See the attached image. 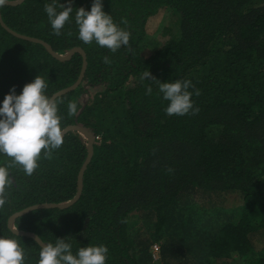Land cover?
Instances as JSON below:
<instances>
[{"label": "trees", "instance_id": "obj_1", "mask_svg": "<svg viewBox=\"0 0 264 264\" xmlns=\"http://www.w3.org/2000/svg\"><path fill=\"white\" fill-rule=\"evenodd\" d=\"M45 2L51 0L1 5L2 21L57 55L84 50L82 82L55 100L62 132L77 125L95 143L79 200L64 209L29 211L11 227L16 213L75 197L88 140L69 131L49 157L41 151L31 175L0 154L12 179L0 205V234L19 241L24 264H36L42 247L24 233L45 245L67 237L73 252L103 244L105 264H264L251 241L252 234L264 233V0H103V10L130 34L128 45L115 52L80 41L71 15L61 34H53ZM91 3L73 0V12ZM162 9L176 19V31L164 43L147 34L150 18ZM13 33L0 23V100L13 85L19 94L37 75L49 96L75 84L80 53L61 61ZM147 70L161 82L190 80L199 89L191 97L199 110L166 115L168 102L155 82L140 78ZM148 86L151 95L145 94ZM90 90L97 92L89 97ZM68 101L77 104L71 116ZM226 196L239 199L238 217L204 226L212 205Z\"/></svg>", "mask_w": 264, "mask_h": 264}, {"label": "clouds", "instance_id": "obj_2", "mask_svg": "<svg viewBox=\"0 0 264 264\" xmlns=\"http://www.w3.org/2000/svg\"><path fill=\"white\" fill-rule=\"evenodd\" d=\"M73 0L60 3L59 0L45 2L44 12L53 34L59 36L61 29L71 15L77 28V38L84 44L95 42L112 52L129 43L130 34L121 28L111 14L103 10V0H92L90 9L72 7ZM123 23V21H121ZM107 63V57H104ZM154 81L161 98L167 101L166 115L182 116L197 112L191 97L199 95V89L187 79L161 82L149 70L140 77ZM46 80L37 75L25 83L19 94L13 85L0 100V154L11 158L19 165L25 175H31L38 167L41 151L45 157L60 148L63 143L61 120L58 114V101L47 95ZM192 91H189V89ZM153 89L146 87L145 94L151 95ZM77 111L75 101L67 102V115ZM12 183L7 166H0V205L5 203L6 187ZM108 249L105 245L88 244L72 251L65 238H57L54 243L43 245L36 264H105ZM0 264H24V252L19 241L12 235L0 234Z\"/></svg>", "mask_w": 264, "mask_h": 264}, {"label": "rangeland", "instance_id": "obj_3", "mask_svg": "<svg viewBox=\"0 0 264 264\" xmlns=\"http://www.w3.org/2000/svg\"><path fill=\"white\" fill-rule=\"evenodd\" d=\"M175 20L176 19L172 11L162 9L156 16L150 18L147 27L148 36H151V38H155L156 40L163 41L164 43V41L169 38L170 33H174L176 31V26L174 23ZM163 29L167 30L168 34L166 36L162 34ZM96 92L97 91L95 90H90L88 94L89 97L94 96ZM84 100L86 101V98H84ZM204 202L205 201H202L201 205L204 204ZM239 202V199L235 196H226L220 198L217 205H212L210 209L212 211V219L209 222H206L204 226L210 227L215 224L224 223L238 217V215L240 214L239 207L241 206ZM251 241L255 251L259 254V256L264 257V233L252 234ZM159 245L160 244H158V246Z\"/></svg>", "mask_w": 264, "mask_h": 264}, {"label": "water", "instance_id": "obj_4", "mask_svg": "<svg viewBox=\"0 0 264 264\" xmlns=\"http://www.w3.org/2000/svg\"><path fill=\"white\" fill-rule=\"evenodd\" d=\"M23 1L24 0H19L17 2L4 1V2H2L0 4V7H1V5H19ZM0 23L6 30H8L9 32L13 33L12 31H10L6 27V25L2 21L1 13H0ZM13 34L17 35L18 37L23 38L25 40L36 42V43H40V44L44 45L48 49V51L50 52V54L52 56H54L55 58H57L58 60H61V61H65V60L70 59L75 52H78V53H80L82 55V57H83V65H82L81 73H80V76H79L78 80L71 87L63 89V90L53 94L51 96L53 99H57L58 97L75 90L80 85V83L83 80L84 74L86 72V68H87L86 54H85L83 49L74 48L73 50L70 51V53L68 55L60 56V55H57L47 43H45V42H43L41 40L30 38V37H26V36H21V35L15 34V33H13ZM73 130L79 131L88 140V145H87L88 155H87V159H86L85 163L83 164V166H82V168H81V170L79 172V175H78V179H77V193H76L75 197L70 202L64 203V204H43V205H36V206L29 207V208H27V209H25V210H23V211H21L19 213H16L15 215H13L10 218V220H9V226L10 227L13 224V221L17 217H20V216L28 213L29 211L40 209V208H59V209H64V208L70 207L71 205H73L75 202H77L79 200V198L81 196V193H82V187H83L82 186L83 174H84V172H85V170H86V168H87V166H88V164L91 161V158L93 156V146H94V143H95V139H94V136L90 132H88L87 130H85L82 127L77 126V125H73V126L67 127L65 130H63L62 134L64 136L66 133H68L69 131H73ZM15 232L20 234V232H17V231H15ZM24 235L34 238L40 244V246L45 245L42 242V240L37 235H35L33 233H24Z\"/></svg>", "mask_w": 264, "mask_h": 264}, {"label": "built area", "instance_id": "obj_5", "mask_svg": "<svg viewBox=\"0 0 264 264\" xmlns=\"http://www.w3.org/2000/svg\"><path fill=\"white\" fill-rule=\"evenodd\" d=\"M151 252H152V255H153V259L154 260H158L159 259V246H158L157 243L152 245Z\"/></svg>", "mask_w": 264, "mask_h": 264}]
</instances>
